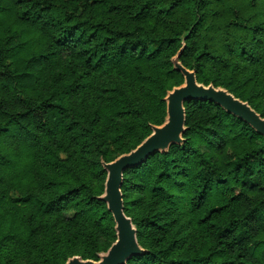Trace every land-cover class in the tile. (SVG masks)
Wrapping results in <instances>:
<instances>
[{
  "label": "trees",
  "instance_id": "1",
  "mask_svg": "<svg viewBox=\"0 0 264 264\" xmlns=\"http://www.w3.org/2000/svg\"><path fill=\"white\" fill-rule=\"evenodd\" d=\"M187 36V37H186ZM264 118V0H0V264L98 260L110 163L166 117L171 59ZM181 146L123 174L126 264H264V138L184 103Z\"/></svg>",
  "mask_w": 264,
  "mask_h": 264
},
{
  "label": "water",
  "instance_id": "2",
  "mask_svg": "<svg viewBox=\"0 0 264 264\" xmlns=\"http://www.w3.org/2000/svg\"><path fill=\"white\" fill-rule=\"evenodd\" d=\"M186 37L182 40L179 52L171 59L173 69L183 77V84L168 91L164 98L166 103L164 123L160 126H152L151 134L128 154L121 155L110 163H101L106 172V180L104 192L99 200L106 204L107 210L112 215L116 233L115 242L106 252L98 255L97 261L72 257L65 264H126L132 257L144 254L137 241L136 227L131 218L124 213L121 194L123 174L126 170L145 162L150 155L167 153L172 145H183V134L186 131L185 102L202 101L217 105L225 113L242 121L264 138V118L247 102L235 98L223 88L199 84L195 72L182 66L180 57L185 49Z\"/></svg>",
  "mask_w": 264,
  "mask_h": 264
}]
</instances>
